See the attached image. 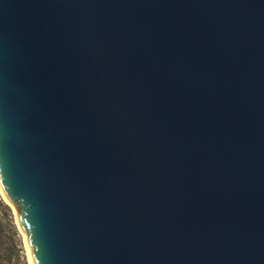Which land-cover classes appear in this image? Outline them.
Returning <instances> with one entry per match:
<instances>
[{
	"label": "water",
	"instance_id": "1",
	"mask_svg": "<svg viewBox=\"0 0 264 264\" xmlns=\"http://www.w3.org/2000/svg\"><path fill=\"white\" fill-rule=\"evenodd\" d=\"M0 193L29 264H264V0H0Z\"/></svg>",
	"mask_w": 264,
	"mask_h": 264
},
{
	"label": "rangeland",
	"instance_id": "2",
	"mask_svg": "<svg viewBox=\"0 0 264 264\" xmlns=\"http://www.w3.org/2000/svg\"><path fill=\"white\" fill-rule=\"evenodd\" d=\"M0 252L13 254L19 264H29L24 239L19 232L14 210L0 193Z\"/></svg>",
	"mask_w": 264,
	"mask_h": 264
},
{
	"label": "trees",
	"instance_id": "3",
	"mask_svg": "<svg viewBox=\"0 0 264 264\" xmlns=\"http://www.w3.org/2000/svg\"><path fill=\"white\" fill-rule=\"evenodd\" d=\"M13 254L11 252H0V264H19L18 261L13 260Z\"/></svg>",
	"mask_w": 264,
	"mask_h": 264
}]
</instances>
